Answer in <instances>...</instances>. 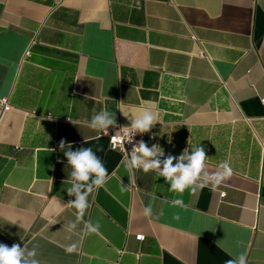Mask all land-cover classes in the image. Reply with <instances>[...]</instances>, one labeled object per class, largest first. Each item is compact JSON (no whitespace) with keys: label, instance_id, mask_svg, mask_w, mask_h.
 <instances>
[{"label":"crops","instance_id":"0c3cea01","mask_svg":"<svg viewBox=\"0 0 264 264\" xmlns=\"http://www.w3.org/2000/svg\"><path fill=\"white\" fill-rule=\"evenodd\" d=\"M3 95L0 243L40 264H225L229 252L264 264V0H0ZM104 108L122 128L151 110L145 145L160 160L199 145L205 171L228 161L232 177L174 206L163 177L129 170L88 126ZM69 144L110 177L80 220Z\"/></svg>","mask_w":264,"mask_h":264},{"label":"clouds","instance_id":"9594fccd","mask_svg":"<svg viewBox=\"0 0 264 264\" xmlns=\"http://www.w3.org/2000/svg\"><path fill=\"white\" fill-rule=\"evenodd\" d=\"M158 122L156 115L149 109H143L134 117L131 122L130 129L124 130L123 140L131 142L132 135L139 132L147 133ZM115 115L113 112L102 109L99 113L92 116L88 122V126L96 131H104L105 134L110 126H115ZM115 140V137H113ZM61 150L65 149V142H60ZM69 150H65L68 164L72 168V186L67 188L68 194L75 195L76 199L70 201L72 208L76 210L77 219L80 220L89 208V194L95 188L97 191L104 187L110 178L107 170L101 161L95 156L90 148H82L78 151H71V145L67 146ZM163 150L158 145L147 147L144 142H139L133 147L126 167L131 171L142 170L145 174L155 172L156 177H163L170 185L169 191L176 193L178 198L172 201L174 206L183 207V194L188 191L196 193L202 191L205 187L210 190H216L222 183L230 179L233 175V168L228 161H223L217 165L214 172L205 171L208 167V157L202 146L192 148L191 154L186 150L179 158L169 157L160 160L158 157L163 156ZM176 159L175 165L173 160ZM90 181V183H89ZM82 189L84 191L82 192ZM121 183V191H126ZM143 214L147 218H154L152 204L149 203L144 209ZM158 218V217H155ZM77 225L70 222L66 229L68 232H74ZM99 230V224H93L88 221L84 225L83 231L91 234ZM77 248L76 243L69 244L65 251L69 254L73 253ZM231 259L225 264H248L246 254H233ZM35 249L29 250L27 245L21 248L19 244L14 243L11 247L0 243V264H40L35 259Z\"/></svg>","mask_w":264,"mask_h":264},{"label":"built area","instance_id":"2783aa9c","mask_svg":"<svg viewBox=\"0 0 264 264\" xmlns=\"http://www.w3.org/2000/svg\"><path fill=\"white\" fill-rule=\"evenodd\" d=\"M261 102L264 107V99H262ZM11 110H13V107L9 102V96L8 95L0 96V119ZM125 129L126 128L110 126L107 129L106 134L104 131H101V135L107 138L109 149L119 151L122 157L128 161L133 147H135L141 141L145 143L146 133L140 134L139 132H137L134 135H132L131 142H128L123 140ZM113 137H115V140L113 139ZM131 188L132 189L134 188V184L131 185ZM223 194L224 193H221V195ZM135 238L137 240H143L144 237L143 235H136Z\"/></svg>","mask_w":264,"mask_h":264}]
</instances>
